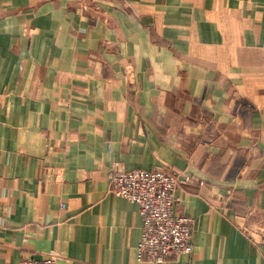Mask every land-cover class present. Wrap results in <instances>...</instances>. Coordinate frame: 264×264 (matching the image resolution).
<instances>
[{
	"label": "crops",
	"instance_id": "obj_1",
	"mask_svg": "<svg viewBox=\"0 0 264 264\" xmlns=\"http://www.w3.org/2000/svg\"><path fill=\"white\" fill-rule=\"evenodd\" d=\"M192 175L193 250L139 261L116 169ZM264 264V0H0V264Z\"/></svg>",
	"mask_w": 264,
	"mask_h": 264
},
{
	"label": "built area",
	"instance_id": "obj_2",
	"mask_svg": "<svg viewBox=\"0 0 264 264\" xmlns=\"http://www.w3.org/2000/svg\"><path fill=\"white\" fill-rule=\"evenodd\" d=\"M192 175L187 171L158 169H116L111 174L110 191L140 206L144 225L138 245L139 261L162 262L193 250L194 219L176 212L177 189ZM20 264H59L57 254L46 258L26 257Z\"/></svg>",
	"mask_w": 264,
	"mask_h": 264
}]
</instances>
